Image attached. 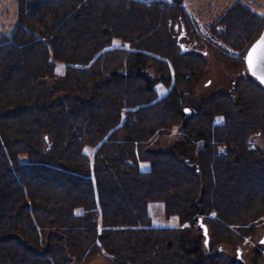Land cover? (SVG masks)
<instances>
[{
	"label": "trees",
	"instance_id": "16d2710c",
	"mask_svg": "<svg viewBox=\"0 0 264 264\" xmlns=\"http://www.w3.org/2000/svg\"><path fill=\"white\" fill-rule=\"evenodd\" d=\"M16 2L0 36V264H243L205 247L264 222L250 144L264 138V88L244 61L264 17L237 3L220 19L235 56L201 39L182 0ZM207 49L224 89L198 99ZM156 202L178 226L152 225ZM199 221L208 243L187 247Z\"/></svg>",
	"mask_w": 264,
	"mask_h": 264
},
{
	"label": "rangeland",
	"instance_id": "374dc122",
	"mask_svg": "<svg viewBox=\"0 0 264 264\" xmlns=\"http://www.w3.org/2000/svg\"><path fill=\"white\" fill-rule=\"evenodd\" d=\"M145 3H172L173 0H137ZM237 3H241L247 6L253 13L258 16L264 17V0H182V5L196 26V31L200 35L201 39L206 40L214 48L231 54L240 55L234 51L227 44L223 43L217 35L213 32L214 28H219L218 23L220 19ZM17 16V2L16 0H0V36L10 35L16 23ZM116 42V41H115ZM208 51V52H207ZM207 55L209 57L208 67L202 75L196 76L192 80L191 87L188 92L198 99H209L215 95L220 94L224 89V86L218 84L219 76L223 77L220 68L218 69V62L213 58L212 52L207 49ZM245 56V55H244ZM222 66V65H219ZM225 69V67H223ZM218 69V70H216ZM223 88V89H222ZM157 91L160 95H164L167 90L159 83L157 84ZM163 140L161 144L163 145ZM250 144L253 148L259 150L264 154V138L259 136H252L250 138ZM145 168V167H144ZM154 209L153 216L151 217L152 225L154 227H173L178 226L176 218L167 219L164 216V205L161 202L152 203L149 205V213ZM154 219V223H153ZM264 234V222L258 225L257 229L245 240L234 247L227 244H219L213 250L206 252L209 255L215 253L228 260H239L243 264H256L254 262L257 250L264 249V246L260 244V240ZM201 238L202 245L205 244V238L202 234V229L199 225H195L190 228L188 225L184 231V238L186 240L187 247H191ZM91 264H110L102 255H99ZM257 264H264V259Z\"/></svg>",
	"mask_w": 264,
	"mask_h": 264
},
{
	"label": "water",
	"instance_id": "95a60500",
	"mask_svg": "<svg viewBox=\"0 0 264 264\" xmlns=\"http://www.w3.org/2000/svg\"><path fill=\"white\" fill-rule=\"evenodd\" d=\"M262 37H264V24H263V29L261 31V34L253 42V44L249 47V49L245 53L244 61H245L246 68L249 71L251 77L253 79H255L264 88V82H262V80H261V77H264V60L259 58V56H260L259 52H257V54L254 55V57H253V66L252 67L249 66V62H248V57H249L250 51L253 49V47L255 45H257V43L261 40ZM199 226L201 227L202 234L205 238V245H207V243H208L207 229L204 225H201V221H199ZM260 244L264 246V234L260 240Z\"/></svg>",
	"mask_w": 264,
	"mask_h": 264
},
{
	"label": "snow or ice",
	"instance_id": "6c2138e0",
	"mask_svg": "<svg viewBox=\"0 0 264 264\" xmlns=\"http://www.w3.org/2000/svg\"><path fill=\"white\" fill-rule=\"evenodd\" d=\"M259 52L260 56L259 58L264 60V37L261 38V40L253 47V49L249 53L248 62L249 66H253V57L254 55ZM262 82H264V77H261Z\"/></svg>",
	"mask_w": 264,
	"mask_h": 264
},
{
	"label": "crops",
	"instance_id": "0c3cea01",
	"mask_svg": "<svg viewBox=\"0 0 264 264\" xmlns=\"http://www.w3.org/2000/svg\"><path fill=\"white\" fill-rule=\"evenodd\" d=\"M150 210V209H149ZM153 211H154V209H153V207H152V211H150V216L152 217L153 216ZM153 223H154V219H153Z\"/></svg>",
	"mask_w": 264,
	"mask_h": 264
}]
</instances>
